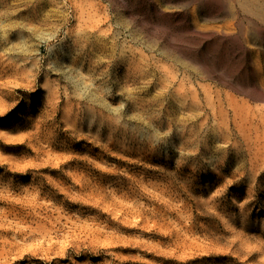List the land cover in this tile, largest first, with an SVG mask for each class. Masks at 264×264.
Returning a JSON list of instances; mask_svg holds the SVG:
<instances>
[{
    "label": "rangeland",
    "instance_id": "374dc122",
    "mask_svg": "<svg viewBox=\"0 0 264 264\" xmlns=\"http://www.w3.org/2000/svg\"><path fill=\"white\" fill-rule=\"evenodd\" d=\"M0 264H264V0H0Z\"/></svg>",
    "mask_w": 264,
    "mask_h": 264
}]
</instances>
